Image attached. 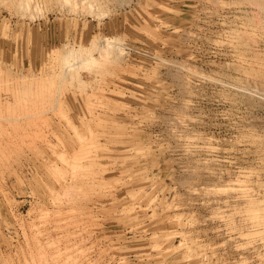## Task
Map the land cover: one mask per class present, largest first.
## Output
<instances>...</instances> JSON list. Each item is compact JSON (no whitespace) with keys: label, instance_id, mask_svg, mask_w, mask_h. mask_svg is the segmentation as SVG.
Masks as SVG:
<instances>
[{"label":"rangeland","instance_id":"1","mask_svg":"<svg viewBox=\"0 0 264 264\" xmlns=\"http://www.w3.org/2000/svg\"><path fill=\"white\" fill-rule=\"evenodd\" d=\"M25 1L0 0V264H264L225 202L264 190L262 79L229 52L264 61V0Z\"/></svg>","mask_w":264,"mask_h":264},{"label":"bare ground","instance_id":"2","mask_svg":"<svg viewBox=\"0 0 264 264\" xmlns=\"http://www.w3.org/2000/svg\"><path fill=\"white\" fill-rule=\"evenodd\" d=\"M25 5H30V1H25ZM244 14V8L239 7L236 11H234L233 17L234 19L239 18L240 21L238 22V24L242 25L241 29H244V31L253 30L251 32L254 33L256 29H259L258 27L262 24V22H255V19L253 20V18H249L247 15ZM262 28H264V25L262 26ZM236 36L237 37L235 39L237 41L231 42L232 45H229V52L232 55L236 53L237 57L241 58L244 62H246L245 68L247 73L251 74L254 72L257 74V77H260L262 79V89L258 93L260 94L259 98L264 100V61L261 57H256V55L249 56L247 53H245L246 48L244 47V43H241L242 35L239 34ZM234 42L236 43V46H234ZM207 146V148H210L209 145ZM244 177L245 179H240V177H238L237 183L235 184L236 189L239 193L236 194V196L226 197L228 199H226L225 202L229 203L230 201H232L231 198L238 199L239 203H241L242 207L244 208V211L246 212L244 214V219H242L243 225L245 226V231L249 233L253 232L257 234H262L264 236V190H260V187L258 189L253 188V185L251 184L252 181L250 180V178L248 176ZM262 186L263 185H261V187ZM213 190L218 195H223L222 192L227 191V189L222 188H216Z\"/></svg>","mask_w":264,"mask_h":264}]
</instances>
